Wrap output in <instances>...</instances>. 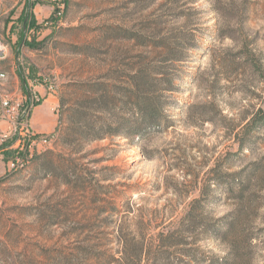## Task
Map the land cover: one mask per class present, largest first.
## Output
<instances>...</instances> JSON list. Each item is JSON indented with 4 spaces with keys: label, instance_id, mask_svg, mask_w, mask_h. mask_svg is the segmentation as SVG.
I'll return each instance as SVG.
<instances>
[{
    "label": "rangeland",
    "instance_id": "1",
    "mask_svg": "<svg viewBox=\"0 0 264 264\" xmlns=\"http://www.w3.org/2000/svg\"><path fill=\"white\" fill-rule=\"evenodd\" d=\"M0 25L9 46L0 94L42 96L36 87L48 78L68 123L91 95L82 83L113 96L146 70L143 86L162 120L142 135L77 146L72 164L56 129L38 133L48 143H0V264L47 262L40 252L75 251L88 228L108 224L156 250L157 234L197 198L206 223L243 204L253 209L252 264H264V129L245 128L264 103V0H4ZM2 111L0 102L5 128ZM45 150L54 154L33 162ZM65 175L79 187L64 184ZM40 212H60L64 227ZM71 228L88 231L63 236ZM190 238L207 257L228 250L201 229Z\"/></svg>",
    "mask_w": 264,
    "mask_h": 264
},
{
    "label": "trees",
    "instance_id": "2",
    "mask_svg": "<svg viewBox=\"0 0 264 264\" xmlns=\"http://www.w3.org/2000/svg\"><path fill=\"white\" fill-rule=\"evenodd\" d=\"M146 70L133 74L131 87L122 89L121 94L102 93L99 88H93L90 83H82L83 90H91V95L79 104L77 115H73L70 122L65 120V102L61 99L62 111L59 123L55 131L56 141L71 149L65 160L72 164L76 159L77 146L95 140H103L112 136H133L142 135L146 129L161 123V113L158 100L144 88ZM142 79V80H141ZM140 80V81H138ZM147 83V80H146ZM120 89L122 87L116 86ZM87 108L98 110L90 115ZM115 109L116 111H113ZM113 111V112H110ZM264 129V103L252 114L245 128ZM240 150L244 148L240 142ZM53 151L45 150L36 154L33 162L39 161ZM67 186L79 187L81 179L69 180L67 176H61ZM64 177V178H63ZM77 178H81L77 176ZM241 189H246L245 182H241ZM241 197V196H240ZM242 199V198H241ZM202 199H194L185 212L184 217L176 225L166 226L155 237L156 250H151L141 238L129 237L124 232L121 224L114 228L104 225L100 228L92 226L88 236L83 239L82 244L75 247V251L66 252L63 247L60 249L51 248L49 253L40 252V256L47 257V262L40 260L26 261L21 264H144L157 261L172 264H252L254 237L247 230V225L253 219V209L241 205L231 213L219 218L216 223H206L203 220L204 214L200 211L199 205ZM41 219H49L52 225L64 227L65 220H61L60 212L37 214ZM105 221L108 219L105 218ZM203 225L204 228H199ZM201 229L205 234H212L217 239L227 243L228 250L224 256L207 257L201 253L196 242L190 238L193 233ZM86 229L79 232L78 228H71L63 236L82 235ZM88 231V230H87ZM192 233V234H191ZM190 234V235H189ZM114 237V240L108 238ZM138 238V236H137ZM78 240V238H76ZM104 240V242H102ZM117 243L113 247L111 243ZM45 248L47 246H40ZM38 254V255H39Z\"/></svg>",
    "mask_w": 264,
    "mask_h": 264
},
{
    "label": "built area",
    "instance_id": "3",
    "mask_svg": "<svg viewBox=\"0 0 264 264\" xmlns=\"http://www.w3.org/2000/svg\"><path fill=\"white\" fill-rule=\"evenodd\" d=\"M4 0H0V8ZM64 5H58L57 15L62 16ZM9 46L5 42L2 28L0 25V82H4L8 78V73L1 67L3 59L7 56ZM48 85L50 91H54V86L48 82V78L43 79ZM23 99H13L0 94V102L2 104V118L6 121L7 126L0 128V143L7 142L10 137H17L14 146H24L26 142L31 144L48 143L49 140L40 137L31 127V115L35 107L41 104L44 100L36 90L31 91L29 96L22 97ZM55 112H58V104L54 107Z\"/></svg>",
    "mask_w": 264,
    "mask_h": 264
},
{
    "label": "crops",
    "instance_id": "4",
    "mask_svg": "<svg viewBox=\"0 0 264 264\" xmlns=\"http://www.w3.org/2000/svg\"><path fill=\"white\" fill-rule=\"evenodd\" d=\"M44 100L37 105L31 115V127L37 133H52L58 126L59 117L54 107L58 104L55 91H50L46 86H37Z\"/></svg>",
    "mask_w": 264,
    "mask_h": 264
}]
</instances>
